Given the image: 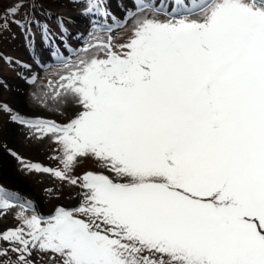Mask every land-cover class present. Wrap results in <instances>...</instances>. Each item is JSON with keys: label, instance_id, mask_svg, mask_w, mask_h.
<instances>
[{"label": "snow or ice", "instance_id": "snow-or-ice-1", "mask_svg": "<svg viewBox=\"0 0 264 264\" xmlns=\"http://www.w3.org/2000/svg\"><path fill=\"white\" fill-rule=\"evenodd\" d=\"M104 7L89 0L86 13ZM111 31L62 60L40 98L76 107L69 122L0 108L55 144L61 168L17 157L25 171L82 189L79 206L44 217L0 186V214L21 209L0 234V257L17 259L0 264H33L35 253L50 264H264V0L141 16L121 44ZM83 159L102 171L73 176Z\"/></svg>", "mask_w": 264, "mask_h": 264}, {"label": "rangeland", "instance_id": "rangeland-1", "mask_svg": "<svg viewBox=\"0 0 264 264\" xmlns=\"http://www.w3.org/2000/svg\"><path fill=\"white\" fill-rule=\"evenodd\" d=\"M149 1L158 5L155 6ZM102 2L106 7L87 13L86 4L89 0H2L0 2V24L4 23L2 16L7 10L13 6L23 5L19 7L17 15L8 16V27L0 31V108L6 105L11 109V114H18L30 120L44 119L59 124L69 122L78 111L76 107L63 105L57 107L50 100L44 102L40 99L45 93H51L57 87L59 75L63 74L62 60H74L76 54L81 53L89 44L92 34L106 39L108 34L106 29L111 27L110 34L114 42L125 43L131 35L135 19L145 15L161 21L180 18L190 10L195 0H167L168 10L159 7L164 3L163 0H143L147 5L145 12H140L136 6L139 0H122V4L117 0H102ZM182 5L187 7L186 10L181 8ZM169 8L175 11H170ZM177 8L180 10L177 11ZM105 11L110 15H105ZM66 17L83 20L90 25L87 33L76 40V44L79 45L77 44V48L73 51H69L67 41L56 36L58 30L49 25L52 19L62 21ZM33 27L39 31V41L30 33ZM67 38L71 42L75 39V35ZM53 41L54 45H52ZM55 42L63 47L62 51L57 48L63 57L53 59L48 53H52V48L55 49L57 46ZM34 59L40 64H32ZM5 63L10 65L12 73L5 72ZM11 114L0 111V186L18 194L20 200L17 204L28 206V214H31V208H35L40 215L47 217L59 207L72 209L79 206L82 192L79 187L61 182L49 174L24 170L17 157L22 158L26 163L39 164L52 169L61 168L62 165L58 159H54L58 155L55 144L48 139L38 140L25 126L12 121ZM11 153H15L16 156ZM4 169L7 172L5 175ZM87 171L100 172L102 169L93 160L83 159L72 175L82 177ZM105 174L112 175L106 171ZM4 178H9L10 182ZM20 211L17 206L0 214V234L19 225L20 221L16 216ZM0 246L9 247L7 242H0ZM9 258L12 261L17 259L15 253L9 252L8 256L0 257V262H6ZM31 259L33 264H50L48 257L46 255L41 257L39 253H35Z\"/></svg>", "mask_w": 264, "mask_h": 264}, {"label": "bare ground", "instance_id": "bare-ground-1", "mask_svg": "<svg viewBox=\"0 0 264 264\" xmlns=\"http://www.w3.org/2000/svg\"><path fill=\"white\" fill-rule=\"evenodd\" d=\"M119 1L121 4H122V0H117ZM125 2V1H124ZM150 2V1H149ZM160 2V1H159ZM163 4L160 5L159 7L162 8L163 10H168L167 9V0H163ZM196 2V0H195ZM150 3H153L155 6L158 5V3H154V2H150ZM162 3V1H161ZM169 5V4H168ZM158 7V8H159ZM183 10L185 8H187L186 6L182 5ZM170 11L174 10L175 9H172V8H169ZM177 11L180 10L179 8L176 9ZM186 10V9H185ZM66 10H63V12H65ZM188 11V10H187ZM125 15V14H123ZM121 15V17L123 16ZM92 17V16H91ZM104 17V16H103ZM100 18V17H99ZM89 19V18H88ZM123 19V18H122ZM91 20V19H89ZM103 21V20H102ZM98 22V21H97ZM102 24V23H101ZM49 25H51L54 29H57L58 31L56 32V36L63 39V41H67L68 42V47H69V51H73L75 48H77V44H76V40H78L79 38H81L85 33H87L88 29L90 28V25L88 22L86 21H83V20H79V19H76V18H73V17H66L64 20H59V19H52L49 23ZM116 25V24H115ZM60 28V29H59ZM30 33L36 37V39L39 41L40 40V34H39V31L37 30V28L33 27L32 30L30 31ZM71 35H75V39L73 41L70 42L69 38H67L68 36H71ZM54 45V41H53V44ZM55 49H53V52L52 53H48L50 55L53 56V59L54 58H61L63 57V54L61 55L58 51L59 50H63L61 46H59L57 44V42H55ZM79 45V44H78ZM59 50H58V49ZM79 48V47H78ZM32 64H36V65H39L40 62L37 61L36 59L33 60ZM4 70L6 73H12V70H11V67L8 63H5L4 65ZM14 72V71H13ZM8 132V131H7ZM6 132V133H7ZM9 136V135H8ZM7 136V137H8ZM4 162V161H3ZM4 167V166H3ZM11 168V167H10ZM4 171V175L7 174L6 172V169L3 170ZM5 177V176H4ZM6 181H9V178H4ZM10 182V181H9ZM31 194V193H30Z\"/></svg>", "mask_w": 264, "mask_h": 264}]
</instances>
